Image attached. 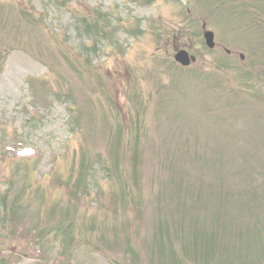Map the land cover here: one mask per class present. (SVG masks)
I'll return each mask as SVG.
<instances>
[{"label":"rangeland","instance_id":"374dc122","mask_svg":"<svg viewBox=\"0 0 264 264\" xmlns=\"http://www.w3.org/2000/svg\"><path fill=\"white\" fill-rule=\"evenodd\" d=\"M0 71V264H264V0H0Z\"/></svg>","mask_w":264,"mask_h":264},{"label":"water","instance_id":"95a60500","mask_svg":"<svg viewBox=\"0 0 264 264\" xmlns=\"http://www.w3.org/2000/svg\"><path fill=\"white\" fill-rule=\"evenodd\" d=\"M205 37L207 38L208 44L213 47L215 42H214V34L212 32H208L205 34ZM177 59L180 60L184 65L190 64V56L189 53L186 51L180 52L177 56ZM191 59H195L194 57Z\"/></svg>","mask_w":264,"mask_h":264}]
</instances>
